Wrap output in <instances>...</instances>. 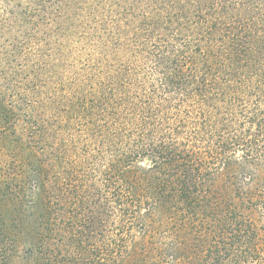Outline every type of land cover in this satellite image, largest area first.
<instances>
[{
	"label": "trees",
	"instance_id": "1",
	"mask_svg": "<svg viewBox=\"0 0 264 264\" xmlns=\"http://www.w3.org/2000/svg\"><path fill=\"white\" fill-rule=\"evenodd\" d=\"M115 1L0 85V264H264V0Z\"/></svg>",
	"mask_w": 264,
	"mask_h": 264
},
{
	"label": "rangeland",
	"instance_id": "2",
	"mask_svg": "<svg viewBox=\"0 0 264 264\" xmlns=\"http://www.w3.org/2000/svg\"><path fill=\"white\" fill-rule=\"evenodd\" d=\"M83 1L0 0V85L11 84L18 63L51 55L66 89L74 90L90 50L109 42L108 24L120 10L115 0L109 1L101 3L99 15L97 0Z\"/></svg>",
	"mask_w": 264,
	"mask_h": 264
}]
</instances>
